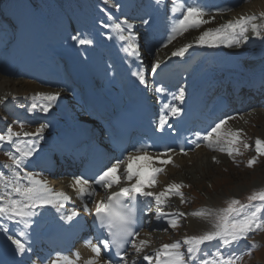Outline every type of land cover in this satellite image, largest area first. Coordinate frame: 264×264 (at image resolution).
Returning <instances> with one entry per match:
<instances>
[{
  "label": "bare ground",
  "instance_id": "1",
  "mask_svg": "<svg viewBox=\"0 0 264 264\" xmlns=\"http://www.w3.org/2000/svg\"><path fill=\"white\" fill-rule=\"evenodd\" d=\"M64 1L67 3L71 1L72 4L74 3L76 5L79 11L76 9L77 11L73 12L74 10H72V8L69 7L70 5L68 4L64 6L66 16L65 14H63V12L58 13L57 10H55L56 11L55 13H50V11L48 10L49 11L48 13H50L48 17L52 19L50 24L48 23L49 21L45 20L46 18V16L44 18L45 14L41 15V17L38 18V16H36L32 12L30 13V11H28L27 4L24 0H6L5 2V3H11L10 9L6 8L5 11L7 15L10 18H12L10 19V21L14 20L16 23L20 24V30H19L20 34L24 32L26 26H31V25L33 26L35 24L36 27L35 30H33L32 28L31 29L32 31H30L31 39L33 37L34 42L32 40L31 42L29 40H26V42H24L19 36H17L18 38H16L14 42L12 43L8 42L4 44L3 47H0V60L3 62L0 63V105L3 107L4 106L3 100L5 99L8 100L9 98H11L10 102L13 104L12 113H14L15 116L16 115L21 117L24 116L27 119H40L43 122V124L47 125V127L43 131V137H44L43 139H39V137H35V136L23 138L25 141H27L29 145L31 144L32 141L35 140H39V142L45 144L44 148H40L37 144L36 152L33 154V156H37L38 154L45 152L46 149L50 148V145H53L56 149H59L60 143L57 137L53 133H50L49 127L65 121V120H61L62 116L59 113L60 110L66 112L68 117H78V116L83 117L88 115L87 113H85L86 104L83 101L82 92H78V94H74L75 91L80 90V86L78 82L79 78L77 77L76 74L68 70L69 59L70 58L75 59L78 72L86 73L87 71H89L88 70L89 68L87 67L92 66L94 68L96 76L98 77V81L103 82L104 81L103 76L107 73V70L110 65L107 63L106 59H108L109 55H112V57L114 58L118 54L117 48H115L113 45L114 43L112 42L113 43L112 44L111 42H109L110 37H108V35H105L107 33V29L106 27H104L105 24L96 22V20L103 18L107 20L106 22L107 24H112V22L118 17L119 14L123 15V17L125 16L128 17L133 14L132 13L133 8L139 9V5H141V7L144 8V10L146 8V6L139 3L138 0H134L137 5L134 4L133 1L128 2L127 0H116V1L113 0V2L115 1V4L111 2V4H108L106 6L108 11L113 12L114 15V19H109L107 17L108 15L104 13L103 10H101V7L97 4H95L96 6H93L91 3L87 2V0H64ZM148 1H153V0H148ZM210 1L211 2L208 5H205V8L208 10L215 9L217 12L218 8L226 7L227 9H229L228 11L223 12L224 17L219 18L217 13L211 12L210 15H212L211 18L214 20V23L209 22L207 24L202 25L198 29H190L182 36H178L179 37L178 40L169 46L168 43H165V45L163 46L165 47V50L163 51L161 50L162 52H164L162 54L160 53V51L158 54L154 53V46L149 42L144 63L148 65L152 61L154 65H157L158 63H160L162 56L164 55L173 56L172 52L175 51L177 48L181 47L183 44L185 43L195 44L193 43L194 39L200 34V32L204 31V29L213 28V26L214 28H216L217 26L224 24L226 21L235 19L242 14L252 15L254 11H257L255 6L256 0H245L246 2L240 5L239 7H237V3L238 1L241 0L238 1L233 0V3L231 5L232 7L229 6V2H230L229 0H214V2H216L217 4H215L213 0ZM112 3L114 5L113 8L111 9ZM234 4L236 5L234 6ZM116 5H119V8L114 13V9ZM168 7L169 6L167 4V0H163L161 2V8L158 12V19L162 23L161 29L159 30L162 33L161 41L165 39L166 42L169 35L167 33L168 19H166L167 15L165 16L166 12L168 11ZM160 11H163V17L159 15ZM95 14H97L98 16L95 17L94 16ZM20 16H23L22 21H19ZM66 17H68V19ZM208 18L209 17L206 14L204 19L208 20ZM69 20L73 23L74 25L73 27L77 30L75 36H78L79 39L81 38V39L91 40L92 43L88 44L90 46V50L95 52V55L98 56L101 55L104 58L103 59L100 56L102 60L100 64L98 60H95L92 56L86 54L85 53L86 51L83 48H82V52L88 55L86 56L88 61L87 63L85 61L80 60L76 54L70 52V50L79 46L76 43V40L72 39L73 33H71L68 27ZM143 21L145 20H142L140 24H136L135 27L134 33L139 32V40H134V43L136 45H138V43L139 44L142 43L147 39L146 35H144L147 27L146 24L143 23ZM84 23L90 24L92 26V27L90 26V28L87 27L89 31L84 26ZM256 23L260 24V22H258L257 19H256ZM46 26L47 28L49 27L48 32L46 30ZM93 27L99 28V31L96 34L91 33ZM81 32L83 33L81 34ZM88 32L89 34H87ZM155 34L157 35V33H152L151 37H154ZM48 35L54 37L50 39L48 38L49 37ZM131 35L134 36V34ZM4 36H5V31L3 27H1L0 42L3 41ZM248 37L249 40L246 42H242L239 45V47L235 45L229 47L224 44H219L215 47H208L207 45H203V46L197 45L196 50L203 51L202 52L203 58H209L208 62L205 64L208 71L207 77H209V79L211 78L215 79L217 76L218 78L220 77L222 78L225 71L231 73L232 76L237 79L240 77H242V79H248L251 73L257 76L262 75V77H264V35H262L261 37H257L254 36L251 32ZM98 40L101 41L100 45L97 44ZM105 41H108L109 43L106 47H103L102 43ZM129 43L130 41L124 40L122 44H118V45L122 49V48H127ZM50 44L54 45V47ZM94 47H99V50L97 51L96 49H94ZM166 47H168V50L170 51H167ZM222 52H226V54H223ZM55 55L57 56V59L61 60L62 58H64V60L66 61L65 69L64 71H62V75H61V77L64 78V83H59L57 78L49 76L48 71L45 70V68L40 67L41 60L45 62H49V59ZM245 57H247L249 61H245L244 60ZM155 58L158 59L156 62H155ZM1 73H4L6 75H13V74L26 75L28 77L26 76L24 77L30 78L31 80L28 81L23 79L22 82L23 83L29 82L30 86L29 88L22 87L23 90L18 91L19 86L17 84H19L21 81L15 82L13 80L14 78H12V80L9 82L10 79L6 78L4 75H1ZM253 81L258 82L257 77L254 78L253 80L249 78V82L252 84H249L247 88V91L249 92L247 93L250 94L247 96L246 98L247 102L242 108H247L251 104L257 102L259 98L260 99L258 101H261L259 103L262 104L263 101L262 99L264 98H262L261 96L264 95V86H261L258 83L254 84ZM42 83L46 84L47 86L45 87L41 86L40 84ZM157 88L158 87L153 89V96L155 98L164 97L166 101L170 102V104L174 103V98L171 97V95L169 94L167 95L165 89H162V91L158 92L156 90ZM56 92H58L60 95L58 99L55 102H53L52 108L49 110L48 113H44L43 111L40 110L41 104L39 103H36L37 104L36 109L29 111V109L34 104L33 100H35V98H38L36 97V93H56ZM13 93L26 94V95L24 98H21V100L18 101L16 100V98L11 96ZM219 95L221 94L219 92H216L215 97ZM244 95H245L244 90H241L240 91L241 99L243 98ZM38 99L44 103L43 99L41 98ZM60 105H62L63 107H60ZM201 106H202L201 103L198 102V104L196 105V111L192 115L191 125L195 126V129L193 131L194 134L196 135V133L199 132L201 133L202 136L203 134L206 133V131L210 130V128L214 126V124L219 120L212 122L209 126H207L204 122H199V119L202 116ZM263 117H264V108L262 107H258L255 110L253 109V110L244 111L243 113L240 111L239 112L236 111L233 112V115L230 117V119L227 120L226 124H230V123L236 124L237 121L239 124L243 122L242 124L237 126L233 125V127L231 128V130H237V129L243 130L245 124L248 125L249 122L251 121L253 122L255 119L260 118L262 119V121L259 124L262 127L261 137L264 138ZM12 119H16V118H12ZM21 125L22 124H20L19 126L21 127ZM20 127L16 126V129H14V131H18ZM27 132H29V130H27ZM197 144H199L200 146L197 147L196 146ZM226 144L227 142H225V147H227ZM8 146L15 151L14 147L10 143H8ZM214 149L217 148L209 149L206 146L205 142L202 140V138H199L195 146L192 147L191 149L186 150L184 152L170 153L169 155L171 156V160L173 161V163L162 166L164 168V171L157 175L156 178L158 182L154 187V189L151 190L160 192L163 191L165 186L169 183L174 182L178 184L179 179L181 178L187 179L188 175L191 174L187 170L195 171L196 170L195 166L200 161L201 162L199 166L201 168L206 167L208 170L210 168H213V165L217 164L218 162H222L226 158L228 159L226 151H219L214 154L212 153V150ZM59 151L61 152L62 156H65L67 159H71V160L74 159L72 158L73 154L71 151L65 149L62 150L61 148L59 149ZM206 155H211V157H207V158L205 157L204 159H200V156H206ZM152 156L157 157L156 155H152ZM159 157L160 159L168 158L167 156H159ZM4 158L6 161L10 162L8 157L5 156ZM1 160L2 159H0V161ZM42 164H47L49 165L50 168L52 167L53 168L52 172H54L55 174L50 175L49 173H47V168L45 170H42L41 167L37 168L33 166L31 163L28 164L26 170L40 173L42 175V178L47 180L48 185L50 187L56 190H63L65 193L68 194L70 199L63 202L62 213L64 215H67L71 212L73 208H76L77 211L85 212L83 211V202L77 196L75 189L72 187L73 177L77 176V174L71 173L67 175L64 174L61 175L59 169L55 167L57 166V163L55 162L52 164L50 161H42L40 166ZM2 168L8 170L5 167ZM6 170L4 172L7 174L8 172ZM177 171L181 172L179 173V176L176 175ZM189 177L191 176L189 175ZM62 178H65V181H67L66 186L61 184L60 180ZM96 188H97V195L93 198V200H99L101 196L103 197L105 196V191L102 188H100L99 186H96ZM87 203L90 208H94V203L92 200H88ZM165 204H170V203H165ZM167 207L168 206H166V208ZM166 208L164 209L162 208L161 210L163 213L169 214L170 210L168 211ZM34 212L36 214L33 217H31V223L27 228H24L22 224H17L15 221L0 220L1 223L6 224L11 228L12 231L10 234H16L21 229H24L25 232L27 233V235L24 237H18L26 241V243L30 248V251L24 253L26 260H24L23 264H50V261L56 258L57 253L72 256V254L76 252L80 254V264H83V260L87 259L92 255L90 249L85 244V241L91 239H89L87 236H83L81 238H74L76 232L75 229L69 226V221H63L60 219L61 213H58L55 208L51 207L50 205H44L34 209ZM189 216L190 218L192 217V215ZM163 221H166V219L157 218V212L154 215H150L148 219L144 222L143 229L139 233L140 234L139 237H136L135 239L136 240L140 239V236H144L145 238L154 237L152 234L148 233V230L150 229L151 226L154 225L158 227H162L163 224H161V222ZM45 223H53L54 225V236L52 237V239L48 241H42L39 236L40 229ZM0 239L4 240L5 242H9L7 236L4 235L3 233L1 234ZM92 242L96 243L93 240ZM11 247L15 248L13 244L11 245ZM103 259L104 258H102V260ZM127 264H133V263L127 262Z\"/></svg>",
  "mask_w": 264,
  "mask_h": 264
},
{
  "label": "snow or ice",
  "instance_id": "2",
  "mask_svg": "<svg viewBox=\"0 0 264 264\" xmlns=\"http://www.w3.org/2000/svg\"><path fill=\"white\" fill-rule=\"evenodd\" d=\"M156 2L159 3L160 0H156ZM227 10L229 9L226 7L217 9L218 12ZM171 12L180 13V17L173 18L167 43H171L177 36H182L190 29H198L210 22V20L204 19L207 9L204 5L197 3L196 0H193L192 3H188L187 0H172ZM259 16L264 18V11L260 12ZM256 19V14H242L216 28L205 29L200 32L193 43L201 46L207 45L208 47H215L219 44L239 47L242 42L249 40L246 34L249 26L254 36L261 37L264 35L261 31L264 29V24H257ZM143 23L147 24L148 21L145 20ZM122 24L126 25L128 29L133 28V25L128 23L127 20L105 24L104 27H111L117 32L121 40L130 41L125 51L131 49L132 54L138 55V46L134 43L135 37L131 34L125 37L122 34L124 30ZM72 39L77 40L82 45L92 43L91 40L79 39L78 36H73ZM190 47H192V43H185L173 51L172 55L183 56ZM157 66L158 64L153 66V71ZM133 75L139 78L141 84L146 82L143 71L134 72ZM156 90L158 92L162 91L160 88ZM59 95L58 92L36 93V97L44 100L40 110L48 113ZM184 96L185 91L181 88L174 99L183 101ZM36 108L37 104L34 103L29 111ZM164 108L169 111L167 114L162 112L160 115L157 124L158 129H162L166 125L169 116L176 117L182 112V108L174 103L165 104ZM228 119L230 118L226 117L219 120L202 136L199 132L196 135L198 138H202L209 149L217 148L232 156L234 152L239 154V149L232 147V145L243 143L246 149L249 145L246 141L241 140L242 130L229 129L223 131V126L226 125ZM46 127V124H40L35 132H26L23 131L22 125L21 131H14L9 126L5 131L0 132V144L10 143L15 149V152L8 151L5 153L10 163L5 164L4 167L9 170V173L6 174L4 171H0V220L15 221L27 228L31 223V217L36 214L34 209L44 205H50L58 213H61L60 219L63 221H71L79 215L76 208H73L69 214L64 215L62 213L63 202L70 199L68 194L63 190L50 187L47 180L42 178L40 173L26 170L28 164L32 163L29 158L33 157L36 152V145L39 140L32 141L29 145L23 138L35 136L43 139V131ZM168 127H171V125L169 124ZM225 142H227V147H225ZM196 146L199 147L200 145L197 144ZM183 151L184 149L181 148V152ZM255 151L257 156H253L247 161L248 167H252L257 162L258 156L264 155V140L260 138L255 140ZM172 152L173 149L166 148L161 156H167L168 158L160 159L159 156L149 155L147 146L133 147L132 151L127 152L123 159H116L110 167H106L99 172L94 179L90 180L84 176L73 177L72 187L83 202V211L94 213L99 228L106 232L105 238L98 240L96 243H93L92 240L85 241L92 255L84 259L83 264H109V260L112 259V249H115V256L120 258L119 262H114V264H127L123 249L130 239L135 251L137 253L142 251L148 241L141 239L137 242L135 238L139 237L140 234L134 230L136 204L139 203L140 197L153 198L157 206V218L166 219L167 224L172 229L178 227L179 218L186 214L182 212L166 214L161 209L170 194L180 196L181 203L185 202L183 193L180 191L184 185L173 182L167 184L163 191L151 190L158 182L157 175L164 171L162 166L173 163L169 155ZM158 164L160 166H157ZM122 181L124 182L123 186ZM96 186L107 193L105 197L99 200H93L97 195ZM114 187L117 190H111ZM88 200L93 201L94 208L89 207ZM246 200L247 203H244L233 198L227 202L226 207L219 210L200 209L189 213L188 215L202 218L214 216L211 230L204 231L200 235L184 236L182 243L186 251L182 250V243L177 240L160 245L159 248L154 250V255L145 254L143 259L148 261V264H153V261L154 264H197V260H199V264H238L242 256L235 253L225 256L217 251L212 255L205 254L203 259L200 258L199 253L206 242L219 241L222 246L238 245L250 233L264 230V189L253 191L247 196ZM254 201H259L260 205H253L252 202ZM250 205L254 210H248ZM11 231L8 225L0 223V233L7 236V239L15 246L18 253L23 254L30 251L26 241L18 238L26 236L27 233L23 229L16 234H10ZM250 243L251 247L248 249V254L251 253V248L257 247L255 241ZM102 253L108 255L109 259L102 260ZM50 264H80V254L76 252L72 256H68L57 253L56 258L51 260Z\"/></svg>",
  "mask_w": 264,
  "mask_h": 264
},
{
  "label": "rangeland",
  "instance_id": "3",
  "mask_svg": "<svg viewBox=\"0 0 264 264\" xmlns=\"http://www.w3.org/2000/svg\"><path fill=\"white\" fill-rule=\"evenodd\" d=\"M25 1L27 4L28 11H30V13L32 12L33 14L38 16V18H40L41 15L45 14L44 18L46 16L45 20L49 21L48 22L49 24L51 23L52 19L49 18L48 16L50 15V13H55L56 12L55 10H57L58 13L63 12V14H65V16H66L64 6H66L67 4L70 5L69 7L72 8V10H74L73 12L78 10L76 5L74 3L72 4L71 1H69L68 3L65 2L64 0H31V1L25 0ZM111 1H113V0H87V2L91 3L93 6H96L95 4L99 5L101 7V10H103V12L108 15L107 16L108 18L112 17L111 19H114L113 12H109L107 7H106L107 4H109ZM131 1H133V3L136 4V2L134 0H131ZM146 1L148 2V0H138V2L144 6H146ZM5 2H6V0H0V28L3 27V29L5 31V36H4L3 41L0 42V47H3L4 44L8 43L9 41L15 40V37L12 35V34H14L13 32H15L14 28L11 27L12 23H10L8 21V19L10 17L7 15V13L5 11L6 8L10 9L11 3H5ZM213 2H214V0H213ZM239 2L240 1H238V3H237V7H239L240 5L245 3L246 1L244 0V1H242V3H239ZM214 3L217 4L216 2H214ZM129 4H131V3H129ZM167 4H168V1H167ZM222 4H223V2H222ZM235 5L236 4H234V6ZM255 6H256L257 11H254V14L257 15V21L260 22V24H264V18H261L259 16V13L264 11V0H256ZM171 7H172V5L170 6L171 15L169 18L172 20L174 18L173 17L174 13L171 12ZM48 10L50 11V13H48L49 12ZM143 10H144V8H142L141 5H139V9L133 8L132 9V13H133L132 15H135V17H130L128 19H132L133 22L135 21L136 24H140V22H142ZM115 11H116V9H114V13H115ZM135 11H137V14L135 13ZM98 12H101V11H98ZM207 12L209 13V14H207L209 17L208 20L210 19V22H212V23H214V20L211 18L212 17V15H210L211 12L217 13L219 18L224 17L223 12H218V11L216 12L215 9H213V10L207 9ZM119 15H118L119 19L121 18L122 20L125 17H127V16L123 17V15H120V16ZM94 16L96 17L98 15L95 14ZM66 18L68 19V17H66ZM13 21H11V22H13ZM96 22H100L101 24H107L106 23L107 20H105L103 18L96 20ZM115 22H117V21H115ZM73 26H74L73 23L69 20L68 27H69L71 33H73V36H75L77 33V30ZM84 26L89 31V29L87 27L90 28L91 25L84 23ZM213 28H214V26H213ZM46 30L48 32L49 27L47 28V26H46ZM94 30L99 31V28L93 27L91 33H93ZM30 31H32V30H30ZM98 31H95V32L97 33ZM261 31H262V33H264V29H262ZM251 32H252L251 27L249 26V30L246 34L249 36ZM81 33H83V32H81ZM16 34H17V32H16ZM21 34L19 32L18 36L21 37ZM87 34H89V32ZM107 34H105V35H107ZM53 37L54 36H49L48 38L52 39ZM5 38H6V41H5ZM147 40H149V39H147ZM164 41L166 43L165 39L162 40V42H164ZM24 42H25V40H24ZM76 43L78 44V46L80 45V43L77 40H76ZM111 43H112V41H111ZM113 43L112 44L115 46V41H113ZM50 45H52V44H50ZM117 45H118V43H117ZM164 45L165 44L163 43V45H161L162 47L160 46L158 50L154 51V53L158 54L159 51L161 54L164 53V52H162L163 50H165V47H163ZM52 46L54 47V45H52ZM89 48H90V46H89ZM94 49H96L98 51L99 47H94ZM147 49H148V47H147ZM167 49H168V47H166V50ZM70 52L76 54L78 57H79V55H81L82 59L80 57H79V59L82 61H85L87 58H83V57H86L88 55L92 56L95 60H98L99 64L102 61V60H100L102 56L100 55L101 56L100 57L98 55H95V52H93L91 50L89 52H85L88 55L83 53L81 46L73 48L72 50H70ZM244 59L246 61L249 60L247 57H245ZM58 60L60 61V59H57V61ZM106 60H107V63L110 64L111 60H108V59H106ZM157 60L158 59L155 58V62ZM61 61H64V60H61ZM0 63H3V62L0 60ZM150 63H153V62L151 61ZM87 68H90V67L88 66ZM92 69H94V68L92 67ZM20 74H21V72H20ZM1 75H4L6 78L10 79L9 82L12 80V78H14L13 80L15 82L21 81L19 84H17L19 86L18 91L23 90L22 87L29 88V86H30L29 82L28 83L22 82L23 79L28 80V81L31 80L30 78H26V77H28L26 75H19V74L18 75L17 74L6 75L4 73H1ZM24 76H26V77H24ZM219 79H221V77ZM250 82H252V81H250ZM250 84H252V83H250ZM254 84H256V83H254ZM258 84H260L259 81H258ZM40 85L43 87L47 86L44 83H42ZM20 86H21V89H20ZM66 92H68V91H66ZM25 95L26 94L13 93L11 96L16 98V100H20L21 98L25 97ZM10 99L11 98L8 99L9 102H6V99L3 100L5 102L3 107L0 105V132L5 131L9 126H11L14 130V129H16V126L20 127L19 126L20 124H22V126H23V131L27 132V130H29V132H35L36 128L40 124H43V122L40 119H27L24 116H22V117L17 116V115L15 116V114L12 113L13 104L10 102ZM30 99H32V98H30ZM258 100H257V102L248 106L246 108V110H244V111L253 110V109L255 110L258 107L264 108V103L261 104V103H259L261 101H258ZM28 101H29V99H28ZM33 101H35V103H37L39 100L36 98ZM60 107H63V106L60 105ZM228 114H231V113L228 112ZM8 118H9V120H7ZM12 118H16L17 122L16 121H10V119H12ZM23 118H25L24 123L21 122V120ZM239 121H241V120H239ZM261 121H262V119L258 118V119H255L253 122L252 121L249 122L248 125H246V124L244 125V128L242 130L243 133L241 132V140L246 141L248 143L249 147L247 149L244 148L243 143H238L237 145H232V147H236L239 149V154L234 152V154L232 156H229L227 153L228 159L226 158L222 162H218L217 164H215L216 166L213 165V168L208 169L209 173H208V170L206 167L201 168L199 166L201 161L196 164V166H198V167L195 166V169H196L195 171L187 170L189 173H191V174H189L191 177H189V175H188L187 179L181 178L182 180L179 179V181H178V184L184 185L180 189V191L183 193V199L185 202L181 203V197L180 196L170 194L171 196L169 195L168 199L166 201V203H170V204H164L163 205V209L166 208V206H168L167 210L168 211L170 210L169 214L174 213V212H182V213H185L186 215L179 218L178 227L175 229H172L167 224V221L161 222V224H163L162 227H158L156 225L151 226L150 229L148 230V233L152 234L154 237L145 238L144 236H140V239H137V242L141 239L148 241L147 245L143 247L142 251L145 249L146 250L153 249V248H154V250L157 249V247H155L157 245V242L167 244V243H172L173 241L180 240L182 243V238L184 236L200 235L204 231L211 230L212 220L214 219V216L209 217V218L192 216L191 217L192 219H191L190 216L188 215L189 213H192L193 211L200 210V209H212V210L216 211V210H219L221 208L226 207L227 202L230 199L235 198V199H238L240 201H243L244 199L246 200L247 196L250 195L253 191L264 189V155L258 156L257 162L255 164H253L252 167H248V165H247V161L250 158H252L253 156H257L255 148L252 145V142H253V138H254L253 136L254 135H259L261 137V134H262L261 128L262 127L259 125ZM242 123L243 122H241L240 124H242ZM23 124H25V125H23ZM231 124L232 123L228 124V127L233 126V125L234 126L240 125L238 123V121L236 122V124H232V125ZM225 128L226 127H224L223 130ZM20 129H21V127H20ZM20 129L18 131H21ZM225 131H227V128ZM3 145H4V143L0 144V159H2L3 161H6L4 157L6 156L5 153L8 152V150H6V151L3 150L4 149ZM226 146H228V145L226 144ZM219 151L220 150L214 149V150H212V153L215 154L216 152H219ZM205 157L206 158L211 157V155L200 156V159H204ZM1 161H0V164H2V166H4L5 164H8V161H6V162H1ZM194 162H192V163H194ZM2 166L0 167L1 168L0 171H5L6 169L2 168ZM183 169H185V168H183ZM6 171L9 173V170H6ZM178 171L176 172L177 176H179V173H181ZM173 204H174V206H173ZM252 204L259 206L260 202L254 201V202H252ZM248 210L251 211V210H254V208L250 205ZM252 241L256 242L257 247L251 248V253L248 254V249L251 247L250 242H252ZM182 250L186 251V248L183 246V243H182ZM217 251L224 254L225 256L231 255L233 253H235L236 255H241L242 259L238 262V264H264V230L255 231V232L250 233L248 235V237L246 239H243L238 245L234 244L232 246H222L219 241L206 242L205 245L202 246V251L199 253V256L201 259H203V258H205V254L212 255V254L216 253ZM134 254L135 253L133 252L132 255H134ZM197 264H199V260H198Z\"/></svg>",
  "mask_w": 264,
  "mask_h": 264
}]
</instances>
